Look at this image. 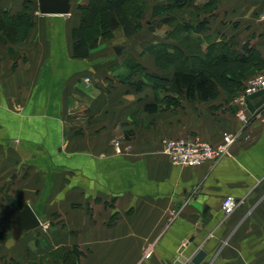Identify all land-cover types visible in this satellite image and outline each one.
Listing matches in <instances>:
<instances>
[{
	"label": "crops",
	"instance_id": "0c3cea01",
	"mask_svg": "<svg viewBox=\"0 0 264 264\" xmlns=\"http://www.w3.org/2000/svg\"><path fill=\"white\" fill-rule=\"evenodd\" d=\"M91 1L71 0L69 15L54 16L41 14L38 0H0V14L12 16L30 2L34 23L24 40L0 43V218L10 211L11 248L23 243L10 257L178 264L202 246L201 264H264V91L248 97L242 123L233 103L239 92L219 85L216 98L189 101L172 91L176 61L157 57L188 58L197 44L206 57L228 45L249 58L248 74H264V0H188L168 12L161 7L174 0H137L139 32L101 34L82 58L72 33L82 24L78 3ZM184 24L191 28L181 31ZM183 37L199 41L183 46ZM172 98L180 105H169ZM227 134L237 140L216 162L182 167L164 153V139L218 146ZM226 197L241 202L229 217ZM26 205L38 231L16 228L14 213Z\"/></svg>",
	"mask_w": 264,
	"mask_h": 264
},
{
	"label": "trees",
	"instance_id": "16d2710c",
	"mask_svg": "<svg viewBox=\"0 0 264 264\" xmlns=\"http://www.w3.org/2000/svg\"><path fill=\"white\" fill-rule=\"evenodd\" d=\"M187 2L188 0H174L173 4L161 7V10L165 12L182 10ZM142 5L137 0H92L89 4L79 5L82 24L72 33L76 41L75 55L82 58L88 57L89 42L96 44L102 35L106 39H112L115 30L119 27L123 28L127 37L137 34L141 28L139 21L144 11ZM30 11L31 3L25 2L24 10L18 15L12 16L7 12L0 14V31H2L0 32V43L6 42L7 39L19 42L26 38L29 28L34 24L29 16ZM187 25H182L181 31L191 28ZM198 41L183 37L181 43L184 46L186 42H191L194 46L193 44ZM197 47L190 49L188 58L193 59L191 66L186 63L188 58L181 53L171 56L162 51L157 55L159 60L166 63L176 61L172 91L178 95L185 93L189 101H207L216 98L219 85L235 90L234 94L240 92L245 80L251 76V73L248 74L243 69L249 58L232 52L228 49V45L225 47L223 45L220 49L214 48V51L210 49L207 56L202 57L197 52ZM168 104L176 107L180 105L179 100L174 98L170 99ZM154 106L157 109V105ZM6 237V226L0 224V239L4 240Z\"/></svg>",
	"mask_w": 264,
	"mask_h": 264
},
{
	"label": "built area",
	"instance_id": "2783aa9c",
	"mask_svg": "<svg viewBox=\"0 0 264 264\" xmlns=\"http://www.w3.org/2000/svg\"><path fill=\"white\" fill-rule=\"evenodd\" d=\"M264 19V13L262 15ZM85 82L91 84V79L86 78ZM264 91V74L257 72L249 76L241 91L233 98L234 105L237 106V117L242 123H248V97L256 92ZM237 137L233 134L224 136L223 143L218 146L211 145L200 139L194 141L186 139H164V153L169 157L174 165L182 167H198L208 162H216L226 156L231 146L236 142ZM115 147L120 151L121 143L115 142ZM241 202L234 197H226L222 203V212L225 217H229ZM153 255V248L145 251L144 258L150 259Z\"/></svg>",
	"mask_w": 264,
	"mask_h": 264
},
{
	"label": "water",
	"instance_id": "95a60500",
	"mask_svg": "<svg viewBox=\"0 0 264 264\" xmlns=\"http://www.w3.org/2000/svg\"><path fill=\"white\" fill-rule=\"evenodd\" d=\"M38 3L39 11L43 15L65 16L71 13V0H38ZM120 49L116 48L118 54H120ZM14 217L17 220L16 228L18 230L32 228L38 231L40 229L41 222L30 205L15 212ZM206 257L207 253L201 246L189 260L182 258L178 264H201Z\"/></svg>",
	"mask_w": 264,
	"mask_h": 264
},
{
	"label": "rangeland",
	"instance_id": "374dc122",
	"mask_svg": "<svg viewBox=\"0 0 264 264\" xmlns=\"http://www.w3.org/2000/svg\"><path fill=\"white\" fill-rule=\"evenodd\" d=\"M83 3L84 2H80V3H78V5L79 4L82 5ZM86 13H88V11ZM165 30H166V28L163 27V28H158L156 31H157V34H160V33H163ZM147 33H148V36L150 38H152V35H153L152 32H147ZM3 211L5 213L6 220H5L4 216L1 217L0 218V224L2 226H6V232L9 233V236H7L6 239H4V240H0V264H18L14 260V258L10 257L11 252L8 253V251L9 250H12L13 252L15 250L23 251V243L20 244L21 246L20 245L19 246L15 245L16 247L11 248V242L9 240L12 238V236H11L12 233L15 232V227H14L13 223L11 222V220L9 218L10 211L9 210H5V208H4ZM15 233H17V232H15ZM21 264H23V263H21Z\"/></svg>",
	"mask_w": 264,
	"mask_h": 264
}]
</instances>
